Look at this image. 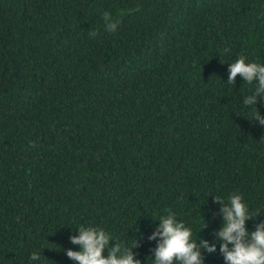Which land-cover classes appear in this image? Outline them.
<instances>
[{"label":"trees","instance_id":"1","mask_svg":"<svg viewBox=\"0 0 264 264\" xmlns=\"http://www.w3.org/2000/svg\"><path fill=\"white\" fill-rule=\"evenodd\" d=\"M241 55L264 63V0H0V264H78L81 226L153 264L168 209L226 264L215 196L264 220V94L227 82Z\"/></svg>","mask_w":264,"mask_h":264},{"label":"clouds","instance_id":"2","mask_svg":"<svg viewBox=\"0 0 264 264\" xmlns=\"http://www.w3.org/2000/svg\"><path fill=\"white\" fill-rule=\"evenodd\" d=\"M103 20L108 22L105 28L109 32L115 31L120 23L119 20L114 21L108 12L103 13ZM90 35L97 36L98 33L94 31ZM224 51L227 52L228 49ZM238 74L248 84L255 82V90L243 100L245 106H254L257 103L256 96L264 94V63L248 61L241 55L234 63L229 64L227 82L234 84ZM254 109L252 119L264 126V117L258 109ZM215 201L221 205L222 213V224L215 237L219 240V251L226 264H264V220L257 223L252 231L245 226V221L253 219L259 212L251 214L240 193L230 194L227 203H223L217 196ZM204 226L205 223L201 228ZM78 229L79 234L69 238L71 243L80 245V249H68L66 253L78 264H141L139 259L133 258L131 251V247L139 246L138 240L127 247L119 242L109 247L112 236L105 229L93 226H81ZM157 236L160 240L153 250V264H173V261L176 264H204L201 248L208 253L216 251V244L206 239H200L198 246L197 240L193 239L192 229L178 220L170 209L167 210V215L160 217L156 231L148 239L154 240ZM105 250L108 252L107 256L103 254ZM38 257L39 253L34 252L30 259L36 260Z\"/></svg>","mask_w":264,"mask_h":264}]
</instances>
